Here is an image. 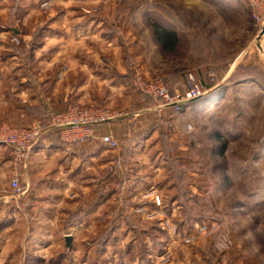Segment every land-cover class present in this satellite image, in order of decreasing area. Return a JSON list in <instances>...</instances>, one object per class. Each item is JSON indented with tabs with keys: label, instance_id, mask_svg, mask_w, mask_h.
I'll use <instances>...</instances> for the list:
<instances>
[{
	"label": "rangeland",
	"instance_id": "rangeland-1",
	"mask_svg": "<svg viewBox=\"0 0 264 264\" xmlns=\"http://www.w3.org/2000/svg\"><path fill=\"white\" fill-rule=\"evenodd\" d=\"M137 74L211 89L156 109ZM69 104L123 112L99 124L123 121L119 147L100 130L32 160L50 132L16 165L0 144V264H264V37L244 0H0V123Z\"/></svg>",
	"mask_w": 264,
	"mask_h": 264
},
{
	"label": "built area",
	"instance_id": "built-area-1",
	"mask_svg": "<svg viewBox=\"0 0 264 264\" xmlns=\"http://www.w3.org/2000/svg\"><path fill=\"white\" fill-rule=\"evenodd\" d=\"M244 4L251 13L255 30L259 36L264 28V0H244ZM132 86L135 90L157 101L152 105L153 108L173 107L175 110H180L186 102L201 97L211 89L204 87L191 74L186 76L183 94H171L162 78L146 80L138 74L133 78ZM123 115H125L123 112L104 106L69 104L60 110L48 113L44 120L37 121L30 126H11L1 122L0 144L10 149L16 165L18 163L25 165L30 150L43 135L53 132L65 144L83 143L96 139L97 125L117 120ZM100 139L110 149L119 147V141L113 134L103 135ZM21 172V169H16L10 180V188L15 195H21L27 191V184L21 179Z\"/></svg>",
	"mask_w": 264,
	"mask_h": 264
},
{
	"label": "crops",
	"instance_id": "crops-1",
	"mask_svg": "<svg viewBox=\"0 0 264 264\" xmlns=\"http://www.w3.org/2000/svg\"><path fill=\"white\" fill-rule=\"evenodd\" d=\"M58 110H60L62 107L61 106H57ZM121 122L123 121H118L117 123H109L107 124V126H96V131H100L102 133L106 132V133H112L114 135H118V129L117 127L122 126ZM104 130V132H103ZM101 135V134H100ZM56 140V139H54ZM59 140V139H58ZM89 142V141H86ZM65 143L59 141H51L50 139H44L41 142H39L37 145H35L34 149H33V154H32V160H36L39 159L41 160L42 156L44 157L45 154L46 155H50L53 151H57V150H62V149H67V147H64ZM96 145L94 142L91 143V146ZM47 151V152H46ZM52 158V155L50 156ZM43 163V162H42ZM44 165V164H43ZM39 172L37 173H42V168L40 167L38 169ZM46 188V187H44ZM66 188V187H65ZM55 190V189H64V187L62 186H52L47 188V190Z\"/></svg>",
	"mask_w": 264,
	"mask_h": 264
},
{
	"label": "trees",
	"instance_id": "trees-1",
	"mask_svg": "<svg viewBox=\"0 0 264 264\" xmlns=\"http://www.w3.org/2000/svg\"><path fill=\"white\" fill-rule=\"evenodd\" d=\"M152 26L158 42L164 49L172 51L178 47L179 36L176 31L168 29L167 27L156 21H152Z\"/></svg>",
	"mask_w": 264,
	"mask_h": 264
},
{
	"label": "water",
	"instance_id": "water-1",
	"mask_svg": "<svg viewBox=\"0 0 264 264\" xmlns=\"http://www.w3.org/2000/svg\"><path fill=\"white\" fill-rule=\"evenodd\" d=\"M263 34H264V28L260 32L259 37L263 36ZM65 240H66V245L70 246V243H71V240H72V236L71 235H67Z\"/></svg>",
	"mask_w": 264,
	"mask_h": 264
},
{
	"label": "bare ground",
	"instance_id": "bare-ground-1",
	"mask_svg": "<svg viewBox=\"0 0 264 264\" xmlns=\"http://www.w3.org/2000/svg\"><path fill=\"white\" fill-rule=\"evenodd\" d=\"M264 37V36H263Z\"/></svg>",
	"mask_w": 264,
	"mask_h": 264
}]
</instances>
